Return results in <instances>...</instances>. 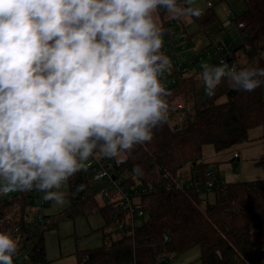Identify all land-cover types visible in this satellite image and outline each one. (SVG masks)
<instances>
[{
    "label": "clouds",
    "instance_id": "obj_1",
    "mask_svg": "<svg viewBox=\"0 0 264 264\" xmlns=\"http://www.w3.org/2000/svg\"><path fill=\"white\" fill-rule=\"evenodd\" d=\"M196 0H0V195L37 191L63 205L69 180L97 154L125 163L169 122L164 28L156 13L201 18ZM212 97L253 92L264 67L201 62ZM133 178L143 176L140 165ZM79 185L77 191L83 190ZM18 240L0 231V264Z\"/></svg>",
    "mask_w": 264,
    "mask_h": 264
},
{
    "label": "trees",
    "instance_id": "obj_2",
    "mask_svg": "<svg viewBox=\"0 0 264 264\" xmlns=\"http://www.w3.org/2000/svg\"><path fill=\"white\" fill-rule=\"evenodd\" d=\"M243 1L245 10L235 18L237 25L243 23L239 28L241 42L235 45L238 69L264 67L260 59L264 51V0ZM160 13L164 15L163 11ZM192 18L195 22L192 29L181 23L183 30H190V37L207 35V30L219 20L214 7L203 9L201 18ZM197 81L195 75L183 77L168 89L169 103L184 100L188 104L185 112L176 114L170 110L169 122L155 130L150 143L137 146L125 163L117 164L112 159L114 171L119 176L127 175L125 183L129 188L137 182L154 187L147 191L138 187L147 217L132 234L115 239L112 231L106 230L114 229L115 215L122 209L115 204L99 203L97 198L103 184H93L89 168L69 180L70 204L62 217L101 213L105 222L103 244L76 251V264L168 263L197 245L202 264L264 261V179L225 182L214 188L215 199L206 208L201 207L204 195L194 189L176 187L177 173L187 164H191L193 174L207 172L209 163L203 160L205 145L211 144L221 151L248 140L252 128L264 127L263 84L249 93L232 90L225 81L209 97L197 89ZM222 97L227 100L218 102ZM137 164L144 174L134 179L132 168ZM79 185H84L83 190L77 191ZM31 192L19 191L0 200V225L4 227L21 218L22 206ZM41 240L46 255L44 235Z\"/></svg>",
    "mask_w": 264,
    "mask_h": 264
},
{
    "label": "built area",
    "instance_id": "obj_3",
    "mask_svg": "<svg viewBox=\"0 0 264 264\" xmlns=\"http://www.w3.org/2000/svg\"><path fill=\"white\" fill-rule=\"evenodd\" d=\"M207 8L215 6L217 0H205ZM228 15L236 18V14L228 11ZM231 22L228 21L223 27ZM163 52L171 61V69L164 73V83L169 89L176 85L183 77H188L202 72L201 62L217 65L221 60L231 67L239 66L235 57V43L224 42L217 33L209 36V43L206 45L203 37H190L188 31L182 29V24L177 19H171L163 23ZM238 27H243L239 23ZM200 38V39H199ZM260 59L264 64V51L260 54ZM205 92V91H204ZM170 109L177 113H183L188 109V104L184 100H178L170 104ZM235 156H238L236 154ZM92 179L102 183L99 194L107 198L106 203L121 206L119 215H115L114 229L122 234H132L138 221L145 217L146 212L140 200V189L147 191L154 189L153 186H142L137 182L132 188L125 183L126 176H119L114 171L115 164L112 159L97 154L88 162ZM218 175L212 173L210 169L205 174H192L189 179H177L176 187L184 189H194L199 193L210 192L224 184ZM141 187L140 189L138 187ZM17 191L16 193H18ZM116 193L119 194L115 197ZM13 192L0 195V200L8 199ZM47 202L42 199V193L32 191L27 201L22 206L20 219L13 221L7 226L0 225V231L10 232L18 240V251L14 256V264H54L44 255L41 237L45 234L49 215L46 212ZM167 239L168 237L165 236Z\"/></svg>",
    "mask_w": 264,
    "mask_h": 264
},
{
    "label": "rangeland",
    "instance_id": "obj_4",
    "mask_svg": "<svg viewBox=\"0 0 264 264\" xmlns=\"http://www.w3.org/2000/svg\"><path fill=\"white\" fill-rule=\"evenodd\" d=\"M193 6H199L202 10L207 8L205 0H196V4ZM214 9L222 20L230 19L231 21V26L223 27L222 29V33L225 36L224 42L233 41L236 44L241 42L239 27L234 18L228 15V11L232 10L236 15H239L245 10L244 1L217 0ZM171 19L173 18L166 13H164L163 16L160 12L156 13V21L161 26L163 23H167ZM179 22L187 23L188 29H192L195 26L192 17H184L179 20ZM195 37L206 38V33L196 35ZM243 60L244 57L241 56V61ZM197 79V89L199 91H204V85L200 79V74L197 75ZM226 100V97H222L218 102H225ZM240 145L252 147L249 151H246L245 154L248 156V160H245V157L240 161L233 158L235 150L241 152L238 148ZM203 160L210 163L209 167L212 173L219 176L221 174L226 180L249 181L264 179V127L257 126L256 128H252L248 140L237 143L221 151L215 150L211 144L205 145L203 150ZM191 175V164H187L178 171L177 179H189ZM93 184L98 186L96 181H94ZM69 190L70 187L68 182L67 186L63 189L65 192V202L63 205H56L53 201H46V212L49 214V224H47V230L44 234V244L46 255L50 260H54V264H76V257L74 255L76 251L95 248L103 244L104 232L102 227L105 222L101 213H95L91 216L79 213L71 218L62 217L61 213L68 208L70 204V198L68 197ZM16 192L17 191L13 193L15 194ZM201 194L204 195V199L201 201V207L206 208L208 202L214 201L215 191L202 192ZM118 196L119 194L116 193L115 197ZM97 199L100 204H104L107 201V198L101 194H98ZM146 217L147 215L140 219L138 224H140ZM106 230L112 231V236L115 239L121 237V234L112 227L106 228ZM200 253V246H193L187 251L172 258L170 262L158 264H202L199 258ZM260 264H264V261Z\"/></svg>",
    "mask_w": 264,
    "mask_h": 264
},
{
    "label": "crops",
    "instance_id": "obj_5",
    "mask_svg": "<svg viewBox=\"0 0 264 264\" xmlns=\"http://www.w3.org/2000/svg\"><path fill=\"white\" fill-rule=\"evenodd\" d=\"M219 17V16H218ZM228 21H230V19H227V20H222L220 17H219V20L218 22L210 27L208 30H207V35H206V38L204 37V40H205V44L207 45L209 43V36L210 34L212 33H217V35L221 36L222 39H225V36L224 34L222 33V29H223V26L224 24H226ZM231 22V21H230ZM228 27L231 26V23L229 25H227ZM226 26V27H227ZM241 38V37H240ZM233 42V41H231ZM236 44V43H235ZM256 128V127H255ZM252 130V129H251ZM241 152H238V150L233 153V158L234 159H238L239 161L245 157V160H248V156L245 155L246 154V151H249L252 147H249V146H245V145H240V147H238ZM204 150V148H203ZM236 154H238V156H235ZM206 162V161H205ZM208 163V162H207ZM210 164V163H209ZM241 164H242V161H241ZM210 169V167L208 168ZM211 170V169H210ZM220 173V172H219ZM193 174V173H192ZM219 176V175H218ZM222 180H224L225 182H234V181H230V180H226L224 179V177L220 174L219 176ZM258 180V179H257ZM239 181V180H238ZM249 181H252V180H249ZM48 214V213H47ZM49 215V214H48ZM48 258V257H47ZM200 258V257H199ZM49 259V258H48ZM50 260V259H49ZM54 261V260H53ZM201 261V260H200ZM202 263V262H201Z\"/></svg>",
    "mask_w": 264,
    "mask_h": 264
}]
</instances>
